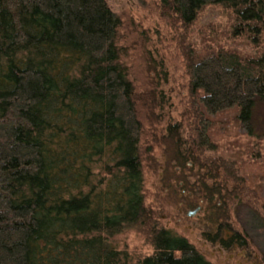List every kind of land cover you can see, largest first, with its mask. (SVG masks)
<instances>
[{
	"label": "trees",
	"instance_id": "1",
	"mask_svg": "<svg viewBox=\"0 0 264 264\" xmlns=\"http://www.w3.org/2000/svg\"><path fill=\"white\" fill-rule=\"evenodd\" d=\"M210 5L230 11L235 35L260 51L264 0H162L161 9L187 38ZM120 26L106 0H0V264H212L146 205L144 160L155 159L151 145L142 150L139 107L159 118L157 89L138 92L122 62L127 48L117 44ZM182 50L202 128L184 150L179 125L169 126L161 138L166 171L208 170L195 174L217 223L228 216L226 187L208 180L221 168L237 180L238 166L210 137L209 116L236 109L235 121L251 127L256 102L264 101V53L200 55L184 41ZM127 229L142 232L154 253L134 261L118 250L112 240ZM220 233L212 239L228 249L243 241Z\"/></svg>",
	"mask_w": 264,
	"mask_h": 264
},
{
	"label": "rangeland",
	"instance_id": "2",
	"mask_svg": "<svg viewBox=\"0 0 264 264\" xmlns=\"http://www.w3.org/2000/svg\"><path fill=\"white\" fill-rule=\"evenodd\" d=\"M106 3L121 20L117 44L127 48L128 54L122 57V62L130 68L138 92L157 89L154 111L159 118L148 117L146 108L139 107L144 129L142 150L151 145V155L155 159L144 160L147 207L155 210L162 227L186 237L212 264H264V101L256 102L251 129L235 121L236 109L209 116L215 122L213 130H209L210 137L218 150L223 146L221 151L226 153L224 158L231 162V167L238 166L237 180L227 177L222 168L219 178L208 180L210 186L214 182H223L226 187L223 194L228 201V216L220 222H210L207 202L201 197L206 194V189L198 181L200 176L195 174L208 170L195 164L193 170L174 166L166 171L169 156L161 140L170 125H179L183 149L189 150L197 138V129L202 128L197 110L199 103L195 102L191 90L187 57L182 52L183 41L200 55L211 49L224 48L257 56L264 53V36L260 51L242 42L244 37L234 33L236 18L218 5H210L201 11L186 38L181 36L186 31L183 27H174L162 15V0H106ZM245 132H251V137ZM207 156L213 159L217 155ZM173 171L175 175L169 179L168 175ZM237 192L241 195L231 199ZM198 206H201L200 211L193 216L187 215ZM220 230H227L228 237L239 235L243 240L241 245L228 249L219 241L223 237ZM216 234H219V240L214 241L212 236ZM112 243L118 250L128 251L134 261L154 253L145 235L136 229L123 231Z\"/></svg>",
	"mask_w": 264,
	"mask_h": 264
},
{
	"label": "water",
	"instance_id": "3",
	"mask_svg": "<svg viewBox=\"0 0 264 264\" xmlns=\"http://www.w3.org/2000/svg\"><path fill=\"white\" fill-rule=\"evenodd\" d=\"M201 210V206H198L197 208H195L194 210H189L188 212H187V215L188 216H193V215H195L198 211H200Z\"/></svg>",
	"mask_w": 264,
	"mask_h": 264
}]
</instances>
